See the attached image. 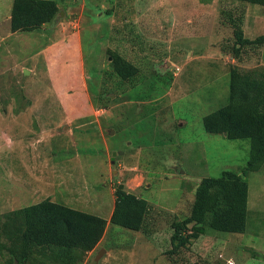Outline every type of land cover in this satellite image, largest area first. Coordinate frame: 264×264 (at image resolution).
Instances as JSON below:
<instances>
[{"label": "rangeland", "instance_id": "rangeland-1", "mask_svg": "<svg viewBox=\"0 0 264 264\" xmlns=\"http://www.w3.org/2000/svg\"><path fill=\"white\" fill-rule=\"evenodd\" d=\"M12 1L0 0V215L49 198L105 218L80 264H264V163L246 176L244 233L207 229L169 253L200 179L246 164L249 140L206 132L202 117L227 103L230 66L264 67V44L232 52L229 21L264 6L54 0L52 21L12 32ZM262 18L246 24L252 39ZM113 53L134 77L113 72ZM118 184L148 202L139 231L109 222Z\"/></svg>", "mask_w": 264, "mask_h": 264}, {"label": "trees", "instance_id": "trees-1", "mask_svg": "<svg viewBox=\"0 0 264 264\" xmlns=\"http://www.w3.org/2000/svg\"><path fill=\"white\" fill-rule=\"evenodd\" d=\"M264 6V0H232ZM59 9L54 0H13L10 30L32 31L52 21ZM110 13V11H107ZM232 20V21H231ZM242 20L231 19L232 52L237 56L245 46L264 44V34L244 36ZM111 67L121 79L132 78L137 67L113 53ZM204 130L226 133L228 139H248L249 155L240 172L224 170L217 177L204 176L197 183L189 213L171 224L169 253L191 241L216 232L242 234L248 215L250 172L264 163V67L241 72L228 70V101L202 117ZM109 217L113 225L139 231L148 212L147 200L126 191L121 184L113 190ZM105 218L49 198L6 211L0 215V255L5 264H80L94 249L106 229Z\"/></svg>", "mask_w": 264, "mask_h": 264}, {"label": "crops", "instance_id": "crops-1", "mask_svg": "<svg viewBox=\"0 0 264 264\" xmlns=\"http://www.w3.org/2000/svg\"><path fill=\"white\" fill-rule=\"evenodd\" d=\"M247 4H249V3H247ZM262 17H264V14L263 15L251 14V15H246V17L243 18L242 30H243V34L245 37L252 39V37L249 35L250 30L248 27H246L247 26L246 24L248 23V25L251 24L252 26H254L256 28H261L262 27L261 24L263 23V21H261L260 19ZM262 34H264V33H262ZM248 191H249V189H248ZM248 201H249V193H248Z\"/></svg>", "mask_w": 264, "mask_h": 264}, {"label": "water", "instance_id": "water-1", "mask_svg": "<svg viewBox=\"0 0 264 264\" xmlns=\"http://www.w3.org/2000/svg\"><path fill=\"white\" fill-rule=\"evenodd\" d=\"M224 134L226 135V133H224ZM112 162H113V159H112ZM102 250H104V249H102ZM99 255H100V253H99ZM99 255H97V258H98Z\"/></svg>", "mask_w": 264, "mask_h": 264}]
</instances>
